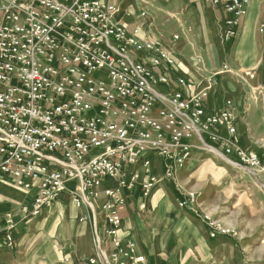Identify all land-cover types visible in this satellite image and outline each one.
Returning <instances> with one entry per match:
<instances>
[{
  "label": "built area",
  "instance_id": "obj_1",
  "mask_svg": "<svg viewBox=\"0 0 264 264\" xmlns=\"http://www.w3.org/2000/svg\"><path fill=\"white\" fill-rule=\"evenodd\" d=\"M202 1L220 12L223 40L233 41L250 0ZM119 14L113 0H0V175L34 191L20 206L24 219L51 210L63 194L94 214L91 198L101 191L103 237L94 218L96 253L85 264H153L123 233L122 212L137 190V207L146 208L163 179L151 173L154 158L169 179L194 140L224 161L260 166L235 144L231 103L218 111L203 105L216 97V75L177 77L175 58L143 34L145 11L135 27ZM170 79L179 90L165 94ZM194 198L188 194L180 207ZM210 231L229 234L211 223ZM15 234L14 219L3 215L1 243L13 248ZM62 263L75 264L69 255Z\"/></svg>",
  "mask_w": 264,
  "mask_h": 264
},
{
  "label": "rangeland",
  "instance_id": "obj_2",
  "mask_svg": "<svg viewBox=\"0 0 264 264\" xmlns=\"http://www.w3.org/2000/svg\"><path fill=\"white\" fill-rule=\"evenodd\" d=\"M118 2L122 7L129 6V2L125 0H118ZM211 10L213 9L205 6L208 16ZM142 11L146 13L145 19H141L144 21V36L157 41L162 49L175 58L177 77L202 80L216 75V97L207 98L203 105L208 110L216 107L218 111L224 107V103L228 101L231 103L237 123L235 144L254 153L260 159V166L249 168L226 162L227 160L224 161L214 154L212 149H193L182 166L177 168L169 179L163 177V164H156L153 174L158 179H163L151 189L148 198L158 193L154 217L167 228L163 230L156 224L153 227L147 209L141 213L140 218V223L146 224L145 227L140 226L139 230L143 240L140 242L136 240V242L151 260L159 264H264V79L260 87L255 85L250 87L248 85L256 78L258 69L236 72L224 62L230 52L232 41L223 40L222 20L218 22V29L221 55L224 58H217L218 63L221 64L220 68L210 70L197 41L195 21L198 19L196 15H201V9L196 1L138 0V6L133 10V19L127 22L131 27L137 25V16ZM236 31L238 36V26ZM172 79L166 87L160 89L161 92L171 94L179 90ZM205 141L212 144L206 139ZM192 142L195 143L194 140ZM93 152L96 154L99 150ZM16 192L22 191L14 186L9 176L0 175V207L7 205L6 210L0 212V217L10 214L16 223L15 246L9 249L2 244V249L16 258L21 237L28 234L38 240V236L41 235L40 243L35 248L43 254L38 255L35 264H59V257L62 251L67 250L71 239L57 247L55 238L62 237L63 232L61 229L54 231L50 225L52 228H57L58 213L52 209L51 213L44 215L43 212L39 218L24 219L20 211V206L24 202H15L16 195L18 199L22 198ZM188 194L194 195V203L187 207H180ZM64 199L65 196H61L59 201ZM24 200H26L25 197ZM102 201L103 196L100 191L91 198L101 238L103 237V215L100 211ZM62 205L65 207L63 212L65 220L68 207L73 205L71 201H66ZM127 207L126 203L125 208ZM169 207H171L169 213L171 225L166 216ZM130 210L133 208L130 207ZM78 211L83 213L80 218L86 219L85 225L92 227V214L89 208L82 205ZM45 219L49 220L50 224L40 229L37 227L27 229L25 225L32 220L43 223L46 222ZM210 223L228 231L229 234L211 237ZM150 232L158 235H153L154 239H151ZM147 234H149L148 237ZM171 237L174 242L170 241ZM86 238L82 236V240ZM90 239H93V232H90ZM54 244L58 252L56 256L50 257L54 254ZM169 247H171L170 253ZM30 248L33 250L34 246H27L26 253ZM88 252L90 251L85 245L79 247L75 254L76 258ZM95 253L94 245L89 254ZM19 264L23 263L19 262Z\"/></svg>",
  "mask_w": 264,
  "mask_h": 264
},
{
  "label": "crops",
  "instance_id": "obj_3",
  "mask_svg": "<svg viewBox=\"0 0 264 264\" xmlns=\"http://www.w3.org/2000/svg\"><path fill=\"white\" fill-rule=\"evenodd\" d=\"M60 2H63L64 0H58ZM115 4L121 9V14H119L118 18L122 22H129L133 19V10L137 8L138 6V0H125L129 2L128 8L122 7V5H119L118 0H113ZM188 1V0H187ZM197 2V5H200L201 9V15H196V18H198L195 23L196 24V31H197V41L198 45L200 46V49L202 51L203 56L206 60V65L210 67V70H216L221 67V64L218 63V59H223L224 56L221 55V47L219 45L220 42V34L218 29V22L219 20H222V15L217 10L213 9L212 12H209V16L205 12V6H207L205 3H203L202 0H193ZM200 3V4H199ZM198 7V6H197ZM209 7V6H208ZM211 8V7H210ZM264 25V0H250L246 15L239 20L238 27L239 32L237 40L232 41L230 43V52L228 56L224 59V62L227 63L228 67H230L231 70L240 72V71H246L251 69H258V73L256 78L249 84L248 86L254 87V85L261 86V82L264 79V70L260 68L261 62L264 60V32H260V27ZM215 56V58H213ZM221 56V57H220ZM263 73V76H262ZM253 89V88H251ZM235 99L236 95H235ZM195 149H200V146L196 143L193 144ZM159 158L153 159V165L151 169V173H153V169L155 168L156 164H161L162 160ZM160 161V163H159ZM162 165V164H161ZM148 174L146 173L144 177H146ZM101 192V191H100ZM17 193V192H16ZM22 198L17 197L15 202L21 201L27 203L31 201L32 196L34 195V191L32 192H18ZM17 193V194H18ZM137 193L138 190L135 192L129 193L127 197V208L122 212V228L123 233L125 235L130 236L132 239L136 240H143V237L141 236L139 230L140 226H146V224L143 225V223H140L141 213H144L148 209V215L149 218L152 220L153 227L154 224H156L158 227L167 228L164 226L158 219H156L155 211H156V201H157V194H154L153 197L148 198L145 200L146 208L144 210H139L137 207ZM27 195V196H26ZM61 196H65V199L62 201L57 202V204L52 208L55 209V213H58V222H56L57 228L51 229L54 231L56 230H62L63 236H53L57 240V247L59 248L66 240L71 239L70 243L68 244L67 250L63 249L65 251H62V253L59 257L58 263L62 264V259L64 255H69L71 260L75 264H85V260L90 257L91 255L89 253L92 252V246L94 247V225H93V219L95 218V224L98 228V219L96 215V211L94 210V214H92V227L86 226L84 222L82 221L83 218H80L83 213L78 211V208L76 207H68V214L66 216V219L63 218V212H65V207H63L62 203L66 201H70L69 196L67 194H63ZM60 196V197H61ZM25 197L26 200L23 201V198ZM59 197V198H60ZM14 202V201H13ZM130 207L133 208V210H130ZM7 208V205L5 207H0V212L5 211ZM51 210L45 211L44 215L51 213ZM171 207L167 210L166 216L168 218L169 224L171 225V217L169 215ZM136 212L137 214L133 213ZM140 214V215H139ZM42 215V216H44ZM41 216V217H42ZM1 218V217H0ZM39 218V217H36ZM36 218H30V219H36ZM46 222L40 223L39 221L32 220L25 225L27 226V229L31 228H43V226L50 224L48 223L49 220ZM83 222V223H81ZM55 225V226H56ZM157 227V228H158ZM169 227V226H168ZM150 230V229H149ZM142 231V230H141ZM90 232H93V239L89 240ZM149 234H147L148 237ZM153 235L157 236V233H151L150 237L151 239H154ZM41 236V235H40ZM38 236V240L36 238H32L30 235L26 234L24 237H21L19 239V249L16 255V258H14L10 252L2 249V243H1V235H0V264H19V262H22L23 264H35L37 262L38 255L43 254L38 248H35L40 241L41 237ZM82 236H86V240H82ZM172 236V235H171ZM149 239V238H148ZM39 241V242H38ZM171 242H174L173 237L170 238ZM15 242H16V234H15ZM137 243V242H136ZM53 244V243H52ZM56 244H54V254H46L50 255V257H54L57 255L56 251ZM86 246L90 252L87 254L76 258L77 255L76 251L79 247ZM138 245V244H137ZM15 246V244H14ZM13 246V247H14ZM27 246H34V249L30 250L26 253V247ZM139 247V245H138ZM140 249V247H139ZM140 251L145 254L148 261L153 264H159L155 260H151L144 251L140 249ZM169 253L171 252V247H169Z\"/></svg>",
  "mask_w": 264,
  "mask_h": 264
},
{
  "label": "bare ground",
  "instance_id": "obj_4",
  "mask_svg": "<svg viewBox=\"0 0 264 264\" xmlns=\"http://www.w3.org/2000/svg\"><path fill=\"white\" fill-rule=\"evenodd\" d=\"M212 151H213L214 154H217V155H218V153H217L216 151H214L213 149H212ZM227 162H228V160H227ZM229 163H230V162H229Z\"/></svg>",
  "mask_w": 264,
  "mask_h": 264
}]
</instances>
